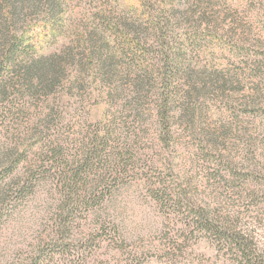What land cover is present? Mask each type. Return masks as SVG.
I'll return each instance as SVG.
<instances>
[{
	"label": "rangeland",
	"instance_id": "1",
	"mask_svg": "<svg viewBox=\"0 0 264 264\" xmlns=\"http://www.w3.org/2000/svg\"><path fill=\"white\" fill-rule=\"evenodd\" d=\"M31 56L58 76H29ZM165 89L179 100L167 134L153 115ZM96 136L89 186L105 177L123 237L80 208L63 241L56 174L23 202L17 190L33 164L70 168ZM203 210L264 250V0H0V264H236L191 233Z\"/></svg>",
	"mask_w": 264,
	"mask_h": 264
},
{
	"label": "trees",
	"instance_id": "2",
	"mask_svg": "<svg viewBox=\"0 0 264 264\" xmlns=\"http://www.w3.org/2000/svg\"><path fill=\"white\" fill-rule=\"evenodd\" d=\"M35 2L39 0H34ZM129 31H133L130 27ZM15 52L14 50L8 51V54ZM93 54L91 53L90 56ZM29 59V64L27 66V73L29 76L33 71H44V74L37 76L40 80V83H44L48 78L49 81L52 82L55 77L58 76L59 71L56 66L54 75H52L51 70H45L43 68V62L45 58L43 56H36ZM35 76V75H34ZM28 82L33 81V77H28ZM48 81V83H49ZM46 84L47 87H51V84ZM167 89L164 90L163 93H160L158 97L154 100V110L153 114L157 117L159 124L164 127L165 133H168V129L178 120L174 114V107L176 103H179L178 99H175L174 94L165 93ZM143 99V98H142ZM140 99V100H142ZM183 120V118H181ZM107 137H98L96 136L93 139L92 148L86 152H82V158H74L72 161V165L69 168L70 164H65L64 166L53 161L50 163V166L43 163L33 164L31 168H29L28 174L21 181V185L17 190V196L20 202L26 200L30 196L33 197L37 191L44 185L43 180H46V173L53 172L56 174V178L52 181L55 187H52L48 192L49 197H51L52 201H57L56 213L57 218L54 223V229L56 231V235L61 240L64 241L65 235L73 228L74 225V214L75 211L84 208L83 211H90L93 209V213L96 214V217L102 221L105 220V223L112 227L111 233H109L112 237L122 239L123 233L115 221L116 215L111 210L110 203L114 200V192L104 188V190H99V183L105 181V177H101L98 179L97 188L94 186H89L92 179L90 178V171L96 165L92 162V158L88 157V155H92V157L98 156L100 166L102 164L103 155H101V151H103L104 143ZM102 147V148H101ZM51 152L54 158L56 156H62L63 146L55 145L51 146ZM94 154V155H93ZM81 155V153H80ZM13 165V163H12ZM108 165L106 163L104 166ZM118 168L123 167V171L127 167V164H116ZM227 181V180H226ZM230 182V181H227ZM46 185V184H45ZM161 193V192H159ZM165 193V192H163ZM185 197V196H184ZM181 198L183 196L181 194H174L173 203L177 206L183 208L184 202H182ZM190 206H186V209H189ZM110 209V210H109ZM115 209V208H114ZM92 211V210H91ZM112 211V214L109 213ZM3 213V212H2ZM2 213H0V217H2ZM113 214L115 216H113ZM189 215V212H188ZM187 219H190L187 216ZM191 220V221H190ZM187 223L191 233L199 230L204 232V235H208L212 237L222 249H225L231 256L236 259V264H264V250L259 248L258 241L256 237L250 235L249 232L244 230L239 226H230L224 218L216 217L211 215L209 210L203 211H195L194 215ZM56 239V238H55ZM58 244L59 248H61V252L64 253V244L63 242H55ZM42 256H40L41 258ZM47 259L46 257H44ZM54 258L53 255L50 257V261ZM43 260V259H42ZM138 261L132 260L127 264H138ZM27 264H39L36 258H33L31 262Z\"/></svg>",
	"mask_w": 264,
	"mask_h": 264
}]
</instances>
